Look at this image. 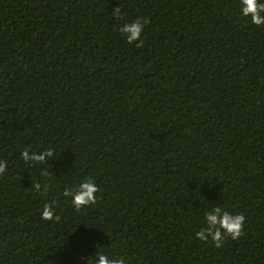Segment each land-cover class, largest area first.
I'll use <instances>...</instances> for the list:
<instances>
[{"label": "trees", "instance_id": "1", "mask_svg": "<svg viewBox=\"0 0 264 264\" xmlns=\"http://www.w3.org/2000/svg\"><path fill=\"white\" fill-rule=\"evenodd\" d=\"M0 158V264H264V24L240 0H0ZM216 206L245 217L219 247L195 236Z\"/></svg>", "mask_w": 264, "mask_h": 264}, {"label": "clouds", "instance_id": "2", "mask_svg": "<svg viewBox=\"0 0 264 264\" xmlns=\"http://www.w3.org/2000/svg\"><path fill=\"white\" fill-rule=\"evenodd\" d=\"M113 14L117 17L121 15L120 9H114ZM240 16L248 18L254 25L264 24V0H240ZM147 21L137 18L122 23L119 31L128 44L135 43L137 47L142 44L141 34ZM52 156L51 150H44L39 153L29 152L25 149L19 153V157L28 164L36 165L45 163ZM7 161L0 158V174L5 173ZM46 188V186H45ZM34 189L41 191V184L36 183ZM98 188L93 178H82L75 186L65 187L62 195L69 198L71 206L79 211L96 202ZM42 220H57L55 208L52 204H44L40 212ZM245 217L242 214H232L220 207H212L203 214L199 231L195 232L196 238L201 241L211 240L217 247L224 237L236 239L242 234ZM124 256H110L103 250H99L94 256H90L86 264H125Z\"/></svg>", "mask_w": 264, "mask_h": 264}]
</instances>
